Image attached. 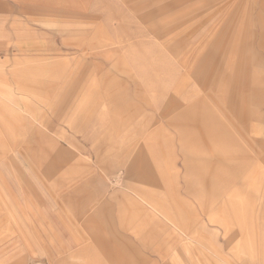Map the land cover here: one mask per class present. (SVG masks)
Returning <instances> with one entry per match:
<instances>
[{
    "label": "rangeland",
    "instance_id": "rangeland-1",
    "mask_svg": "<svg viewBox=\"0 0 264 264\" xmlns=\"http://www.w3.org/2000/svg\"><path fill=\"white\" fill-rule=\"evenodd\" d=\"M0 264H264V0H0Z\"/></svg>",
    "mask_w": 264,
    "mask_h": 264
}]
</instances>
